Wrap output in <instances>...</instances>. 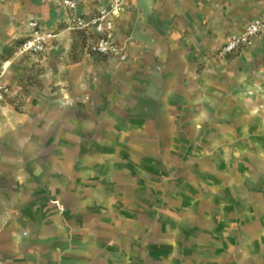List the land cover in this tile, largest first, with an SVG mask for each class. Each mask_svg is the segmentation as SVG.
<instances>
[{"label": "crops", "instance_id": "1", "mask_svg": "<svg viewBox=\"0 0 264 264\" xmlns=\"http://www.w3.org/2000/svg\"><path fill=\"white\" fill-rule=\"evenodd\" d=\"M75 1L73 11L62 0H0L4 80H14L15 92L29 81L44 97L35 110L62 128L51 138L24 135L17 124L14 136L0 133V174L15 192L0 212V264H73L71 256L85 253L71 251L67 214L76 202L86 205L81 193L101 190L118 174L123 138L142 143L153 134L161 143L162 130L188 136L209 122L217 146L257 131L253 152L210 150V202L223 191L258 209L253 229L210 234V264H264V32L234 56L214 57L261 14L264 0H126L115 20L116 40L129 55L122 63L90 52L92 34L69 29L74 13L92 15L108 0ZM31 19L56 37L42 53L19 55ZM8 50L16 61L4 57ZM231 156L260 164L252 175L216 166ZM62 197L63 205L53 203Z\"/></svg>", "mask_w": 264, "mask_h": 264}, {"label": "rangeland", "instance_id": "2", "mask_svg": "<svg viewBox=\"0 0 264 264\" xmlns=\"http://www.w3.org/2000/svg\"><path fill=\"white\" fill-rule=\"evenodd\" d=\"M220 46L214 52L217 59L237 54L219 55ZM4 57L16 61L13 50ZM0 74L4 78L3 69ZM29 84L24 82L23 90L15 92L14 80L8 82L12 98L0 103V133L14 136L17 124L24 135H61L62 128L50 127L46 113L35 110L44 97L32 93ZM173 130L161 131V143L155 142L153 134L147 137L149 142L142 143L130 142V136L123 138L116 149L118 174L112 180L106 177L101 190L81 193L85 206L72 202L75 205L67 214L70 224H65L71 231L70 248L85 254L71 256V263L210 264V234L253 229L258 211L253 202L244 203L223 191L214 203L210 202V150L236 155L253 152L257 131L249 129L245 136L217 146L210 143V122L188 130V136ZM237 157L216 160V166L240 167L254 174L260 161ZM14 195L11 178L0 174V212ZM58 199L53 203L63 205V197Z\"/></svg>", "mask_w": 264, "mask_h": 264}, {"label": "built area", "instance_id": "3", "mask_svg": "<svg viewBox=\"0 0 264 264\" xmlns=\"http://www.w3.org/2000/svg\"><path fill=\"white\" fill-rule=\"evenodd\" d=\"M62 3L71 10L77 9L75 0H62ZM126 6V0H108L92 15L74 13L70 27L74 30H83L93 35L89 43V51L108 57L122 63L128 60L129 55L125 46L118 44L115 33V20L120 17ZM28 33L20 42L17 54H39L56 37V33L44 27L37 19L28 22ZM264 32V9L260 15L247 23L241 32L231 33L228 39L217 49L219 55L235 53L243 48L250 47L256 37ZM11 93V88L0 74V102ZM260 115L264 122V103L259 105Z\"/></svg>", "mask_w": 264, "mask_h": 264}, {"label": "trees", "instance_id": "4", "mask_svg": "<svg viewBox=\"0 0 264 264\" xmlns=\"http://www.w3.org/2000/svg\"><path fill=\"white\" fill-rule=\"evenodd\" d=\"M6 181V180H5ZM7 182V181H6ZM7 186V185H6Z\"/></svg>", "mask_w": 264, "mask_h": 264}]
</instances>
